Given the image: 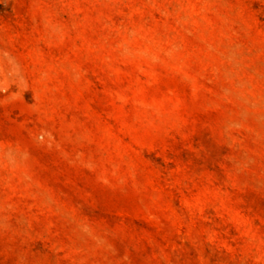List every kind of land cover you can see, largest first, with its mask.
<instances>
[{
    "label": "rangeland",
    "instance_id": "374dc122",
    "mask_svg": "<svg viewBox=\"0 0 264 264\" xmlns=\"http://www.w3.org/2000/svg\"><path fill=\"white\" fill-rule=\"evenodd\" d=\"M0 264H264V0H0Z\"/></svg>",
    "mask_w": 264,
    "mask_h": 264
}]
</instances>
